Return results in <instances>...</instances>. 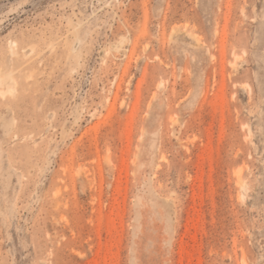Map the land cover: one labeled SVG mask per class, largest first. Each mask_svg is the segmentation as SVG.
Instances as JSON below:
<instances>
[{
  "label": "rangeland",
  "instance_id": "obj_1",
  "mask_svg": "<svg viewBox=\"0 0 264 264\" xmlns=\"http://www.w3.org/2000/svg\"><path fill=\"white\" fill-rule=\"evenodd\" d=\"M0 264H264V0H0Z\"/></svg>",
  "mask_w": 264,
  "mask_h": 264
},
{
  "label": "bare ground",
  "instance_id": "obj_2",
  "mask_svg": "<svg viewBox=\"0 0 264 264\" xmlns=\"http://www.w3.org/2000/svg\"><path fill=\"white\" fill-rule=\"evenodd\" d=\"M195 36V35H194Z\"/></svg>",
  "mask_w": 264,
  "mask_h": 264
}]
</instances>
